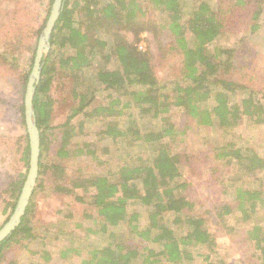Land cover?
Listing matches in <instances>:
<instances>
[{
    "label": "trees",
    "instance_id": "16d2710c",
    "mask_svg": "<svg viewBox=\"0 0 264 264\" xmlns=\"http://www.w3.org/2000/svg\"><path fill=\"white\" fill-rule=\"evenodd\" d=\"M189 1L63 0L34 97L41 149L33 196L46 189L75 196L80 203L90 202L102 219L100 232L104 234L126 226L122 233L112 230L103 247L91 251L70 248L62 253L63 258L72 253L81 259L86 253L90 258H82V264H232L220 251L219 238L249 223L252 225L241 231L240 253L251 264H264V226L259 220L264 216V180L260 182L264 157L233 141L234 129L244 116L264 124V103L256 98L258 91L231 74L236 64L233 50H218V54L209 50L218 37L238 35L240 20L246 13V24L253 34L257 33L264 0H228L218 7L208 0H196L192 5ZM144 3L157 10L164 23L147 19ZM143 34L152 38L144 52L136 44ZM166 38L180 55L181 71L179 77L160 80L154 64L156 42L164 45ZM36 49H30V68L21 79L19 113L25 128L24 99ZM1 61L8 62L6 55L0 54ZM62 78L71 83L74 106L63 123L52 126L51 115L57 103L52 92L55 82ZM103 92H109V99L96 102ZM243 93L241 101L233 103L232 99ZM113 94L117 96L113 98ZM174 109L190 123L218 130L226 141L215 150L212 172L205 175L208 169L200 159L174 150V144L181 142L180 136L185 134L172 121ZM153 119L156 125L151 126ZM87 124L94 129L103 124L99 135L113 142H126L139 155L129 154L131 158L115 175L80 173L69 177L67 167L49 160L46 153L57 141L58 160L78 155L95 158L94 143L85 132ZM25 138L22 158L27 171L9 185L11 200L4 211L10 212L7 220L30 167L27 130ZM73 144L76 148L71 149ZM186 168L206 177V181L193 179ZM230 175L231 184L218 191L217 184L224 185ZM33 196L20 226L0 244V264H16L15 256L12 258L8 252L20 241L38 238V228L32 225ZM132 204L142 209L134 211ZM233 215L235 225L228 219ZM92 233L88 231V235ZM47 254L44 259L49 260Z\"/></svg>",
    "mask_w": 264,
    "mask_h": 264
},
{
    "label": "rangeland",
    "instance_id": "374dc122",
    "mask_svg": "<svg viewBox=\"0 0 264 264\" xmlns=\"http://www.w3.org/2000/svg\"><path fill=\"white\" fill-rule=\"evenodd\" d=\"M136 1L148 2V0ZM194 1L196 0H190L189 4L192 5ZM208 1L218 7L220 2L223 4L228 0ZM144 7L147 11V19L164 23L162 15L157 10L151 9L147 3H144ZM50 8L51 0H0V54L6 55L8 60V62H0V228L7 222L10 213L4 212L7 203L11 200L9 185L27 171L22 158L26 146V128L22 124L19 113V107L22 104L21 79L30 68L32 58L30 49L38 46L40 37L38 31L43 26ZM248 16L249 14L246 13L241 18L238 35L228 33L218 37L209 46V50L213 54H218V50H233L236 64L231 74L245 81L248 87L258 91L256 98L264 103V4L260 14L261 27L255 34L246 24ZM165 37L166 35L163 39ZM150 38L147 34L140 37L139 42L136 43L139 50L144 52L148 49L152 43V38L151 41ZM166 39L164 45L156 42L158 53L154 64L156 76L160 80L179 77L181 71L180 55L175 49H171V40ZM14 64L15 66H12ZM55 86L52 95L57 103L54 104L51 115L52 126L63 123L74 106L70 81L62 78L55 82ZM100 94L96 102L109 99L107 97L109 92ZM116 96V94L112 95L113 98ZM243 96L244 93L236 95L232 99L233 103H239ZM123 100L125 101V97ZM126 112L129 115L131 110ZM171 116H173L172 121L176 124L178 131L185 133L180 136L181 142L174 144V150L177 153L192 155L200 159L208 169L204 170L205 175L207 171L212 172L210 163L213 161L215 166L214 155L217 154L215 150L226 143L222 140L219 131L214 128L200 127L194 122L190 123L175 109L171 112ZM122 120L121 126H124L125 122ZM155 121L157 120H154L151 126L156 125ZM92 124H87L85 132L94 143L95 158L78 155V157L58 160L55 155L59 149V143L53 140L51 149L46 153L49 160L54 159V162L67 167L69 177L80 173L115 175L130 157L129 154L133 157L139 155L137 150L127 147L126 142H113L99 135V129L103 124L98 125L97 129H94ZM53 132L58 133V131ZM233 141L238 145L252 148L264 157V124L252 122L249 117L244 116L239 126L234 129ZM74 144L71 149L76 148ZM188 168L185 170L193 179L200 183L206 181V177L196 175L195 171L192 172ZM231 178L232 175L227 176L224 185L218 183L215 188L221 191L225 185L231 184ZM263 180L264 173L260 175V182ZM251 184L256 186V182H251ZM78 194L82 196L81 192ZM87 197L86 200L89 201L90 198ZM33 205L32 225L38 228V238L20 241L12 248V253L8 252L12 258L15 256L16 264H82V258L84 260L90 258L86 253L82 254L81 259L73 257L72 253H68V257L63 258L62 253L69 251L70 248L80 251L101 248L105 245L108 234L112 230L122 233L126 229V226L121 225L117 229L108 230L107 234L101 233L102 219L96 214L95 209L91 207L90 202L87 204L78 202L75 196L68 197L46 189L39 190L33 196ZM131 207L134 211L142 209L139 204H132ZM262 218L259 220L264 226V216ZM228 219L230 224L235 225L236 216L233 215ZM251 225L249 223L246 226L240 224L242 227L240 231L219 238L222 245L220 251L227 254L225 258L230 263L241 264L240 261L246 260L244 264H251L249 258H242L238 242L244 227L249 228ZM90 230L95 233L88 235ZM46 253L49 255V260L44 259ZM134 264L141 263L135 262Z\"/></svg>",
    "mask_w": 264,
    "mask_h": 264
},
{
    "label": "water",
    "instance_id": "95a60500",
    "mask_svg": "<svg viewBox=\"0 0 264 264\" xmlns=\"http://www.w3.org/2000/svg\"><path fill=\"white\" fill-rule=\"evenodd\" d=\"M62 8L63 0L53 1L48 21L39 37L35 61L29 76L24 99L26 130L29 135L31 150L30 167L15 209L8 218L7 222L0 228V244L8 237H10L20 226L22 219L30 204L34 191L36 189L39 176L41 139L40 130L38 129L36 121L34 97L36 94L37 86L41 79L44 61L48 56L51 48V35L55 24L57 23L60 17Z\"/></svg>",
    "mask_w": 264,
    "mask_h": 264
}]
</instances>
